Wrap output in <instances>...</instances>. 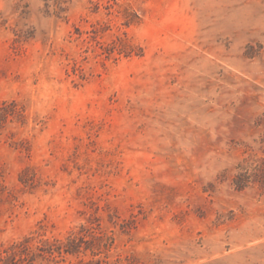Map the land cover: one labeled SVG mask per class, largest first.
I'll return each instance as SVG.
<instances>
[{
  "label": "rangeland",
  "instance_id": "rangeland-1",
  "mask_svg": "<svg viewBox=\"0 0 264 264\" xmlns=\"http://www.w3.org/2000/svg\"><path fill=\"white\" fill-rule=\"evenodd\" d=\"M0 264H264V0H0Z\"/></svg>",
  "mask_w": 264,
  "mask_h": 264
}]
</instances>
